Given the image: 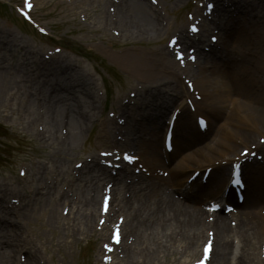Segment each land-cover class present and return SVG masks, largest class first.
Listing matches in <instances>:
<instances>
[{
  "label": "bare ground",
  "instance_id": "bare-ground-1",
  "mask_svg": "<svg viewBox=\"0 0 264 264\" xmlns=\"http://www.w3.org/2000/svg\"><path fill=\"white\" fill-rule=\"evenodd\" d=\"M44 1V0H42ZM245 2V1H243ZM106 0H95L96 5H104ZM236 4V3H235ZM257 2H254L252 5L243 4L242 7H239L238 4L234 6L236 10L239 11V16L236 18L230 19L226 13H222V28H223V37L222 40L228 42L227 48L221 47V50L214 49V53L205 54L200 53V67L196 70H189L191 75L195 78V84L197 87L201 89V92L206 97H209L211 101V111L214 112L217 116L219 115V111H221L223 103L226 100H233L231 95H226V93L230 92V89H224L225 94L221 97L208 96L206 93L208 92L209 85L213 81L216 88L215 92L219 89H222L223 82L226 79V75L224 73L217 74L215 71L207 72L204 68L205 63L212 61L218 62L220 66L226 64V71L235 73V71H240L243 78V86L237 83V88H231V92H237L240 94H244L245 96L251 97L253 94V88L261 85L264 82V60L262 56L264 55V13L256 12L257 14H253L254 8ZM234 5V4H233ZM120 8L118 9L119 19L118 25L122 29L124 35L128 38H135L137 36L145 35L149 36L150 39L159 41L162 36L161 29L158 28L156 23V18L151 15L148 10H151L148 6L139 1L134 0H121ZM96 6L92 7L95 8ZM201 41V40H200ZM204 42V41H201ZM231 42H239L244 46V51H238L236 54H233L231 50L232 45ZM195 45L196 42H192ZM219 44V43H217ZM2 42L0 41V49L3 51L10 52L12 49L17 50V43L15 40H10L6 47H1ZM256 48L257 52L260 53V58L255 61L254 65H252V70L250 71L251 75L257 72L261 75L259 82L256 85L252 86L253 81L250 82L251 77H248L247 74H250L246 68L247 58V48ZM239 50V49H238ZM164 54L167 55L165 50H160ZM225 52L227 54H225ZM219 54V59L215 56ZM214 55V56H212ZM226 55V56H225ZM164 56V55H163ZM130 59L135 60V57L129 56ZM235 57V58H234ZM5 58L0 56V94L6 91H15L17 87V83H24L27 81L30 76V72L27 69L28 64L26 62L19 63L18 65L14 63L13 59L7 60L5 63ZM165 60H168L165 56ZM20 58H18V61ZM138 60V59H137ZM161 60V59H160ZM159 60V69L153 68L149 64L145 63L144 67L146 71H143V75L146 78L148 84L152 85L153 81L156 80H164L168 89L172 91L171 97H164L154 100L153 94H148L142 97L144 103V99L146 103H150L153 106V109H150L149 114L145 116V112L138 111L136 109H131V113L129 114L128 120V133L134 139H137L139 142L140 149L144 156L147 158H152L157 155V148L154 144V136L151 135V132H155L158 129L160 118L157 116V108L161 107L166 110L172 106V102L174 101V97L183 92L182 88L176 83V80L169 81L167 79V71L168 66L164 61ZM16 60V62H18ZM114 61L119 65L118 67L123 69V59L114 58ZM229 62V63H228ZM228 63V64H227ZM10 66V67H9ZM70 67V63L67 61H61L58 65L55 66V71L60 72L64 70H68ZM217 71L220 72L219 67L217 66ZM70 77L60 78L63 80L64 84L62 86L69 89L71 93V97L69 98L73 105H66V100L68 99L61 93V90H56L54 94H50L49 92H43L44 95V115L41 119H36L37 114L35 112L34 117V108L36 107L35 102H29L28 104H23L21 102L22 97L27 94V90L25 87L27 85H18L19 87H24V91L17 95V99L15 101V105L13 109H18L20 112L24 114V126L27 131L31 132V127L36 120H41L44 123L45 132L42 134L34 135L41 141V148H46L48 150V157H54L59 153H63L62 160L68 158L69 153H77V148L79 146H83L85 143V121L88 119L89 109L92 108V104L95 101V97L89 92L88 88L83 84H80L79 89H75V85L72 84L74 81L82 80L81 73L76 72L74 74L68 75ZM227 80L230 83H234L232 76L229 78L227 76ZM129 80V78H125ZM211 79V80H210ZM259 79V78H257ZM258 81V80H257ZM150 87V86H148ZM36 91L42 90V88L36 87ZM83 90V91H82ZM76 94V95H75ZM78 96V98H77ZM238 110L244 111L245 108L240 102H236ZM1 105H0V114H1ZM81 108L84 110L83 113L80 111ZM64 112V116L66 114L71 113L70 119L67 118L68 124V135L62 142H57L56 137V129L58 124H60L63 120V117L59 114V112ZM250 115L255 116V118L264 124V107L257 109H249ZM9 114V113H7ZM76 114V115H75ZM4 116V114H3ZM10 116V115H9ZM156 117V118H155ZM190 115L186 111L185 108H182L180 118L175 122V129L177 131H181L180 134L174 135L172 138L173 141H176L178 146L183 149H188L191 146V141L185 137V132L194 129V125L189 121ZM143 123V125H142ZM112 126V122L106 121L105 127L108 129ZM89 126L87 125V128ZM138 131L142 136L138 137L135 135V131ZM33 136V135H32ZM247 141V139H245ZM81 147H79V150ZM78 150V151H79ZM66 166L62 163H54L50 160V169L54 171L60 178L61 182H66L69 185V188L74 192L79 191L80 195L75 200L68 198L66 194H63L62 203L69 206L71 219L69 221L62 220L56 217V211L53 209V191L54 188L47 187L44 190V194L38 193L39 197L36 198V204L30 206L31 196L35 192H39L37 190L38 184L44 178V165L38 164L35 167L33 173L38 176L34 179L33 187L26 191L22 192L23 203L21 207V211L17 214L19 220H31V218L37 219L43 218L44 227H53V233L58 236L60 240L59 247L62 246H70L75 241H78V237L82 235H86L90 228L92 227V221L88 219L87 212L93 210L95 208V200L93 198L88 197L87 188H97L98 178L96 176L81 174L79 183L74 184L70 182V179L67 174ZM86 169L97 168L95 165H86ZM182 169V164L176 163L173 168L175 173H180ZM116 186L117 189L121 192L122 190L129 189L132 192V198L125 199L124 197H119V204L121 209H124L126 212L124 223L127 225L128 232L130 230H134L135 233V243L131 247L127 248L128 259L125 261L118 260L120 264H156V252H166V243L172 240L173 231L177 230L178 225L175 224V221L178 220L180 223H184V216L179 217L175 211L174 205H171V201L168 196L160 193V183H155L153 181H146L144 185L140 188L137 185L126 186L123 184L120 178H116ZM155 197V202H150V197ZM39 203V206H36ZM52 207H51V206ZM35 208V209H34ZM39 211L43 212V215L39 216ZM244 210L241 211V215L244 214ZM8 213L5 210L0 202V214ZM144 214L146 219V224L141 225V221L139 217L141 214ZM189 221H190V231L192 238L186 243L185 252L188 254V257H193V251L195 247L196 239L193 238L194 234H198V230L201 229L203 223L201 221L200 214L196 209L191 208L188 212ZM2 216V215H0ZM2 219V217H0ZM160 222L157 223V221ZM243 223H246V219L240 218ZM217 235L218 240H216V249L214 258L217 264H229L228 263V255L231 253L230 242L228 243L227 233L228 229L225 228L224 224H217ZM242 234V233H241ZM0 235H3L2 233ZM36 237L37 232H35ZM77 243V242H76ZM142 244V245H140ZM194 245V246H193ZM33 243L30 242H22L20 245L16 244L13 247L6 246L1 251L0 248V264H11L14 251L15 250H25L27 252L28 260L26 264H37L35 261L36 251L33 247ZM30 247V248H28ZM33 248V251L31 249ZM188 249V250H187ZM191 249V250H189ZM4 252V254H3ZM235 258V264H252L253 260L250 259L249 255H245V253L240 251V254Z\"/></svg>",
  "mask_w": 264,
  "mask_h": 264
},
{
  "label": "rangeland",
  "instance_id": "rangeland-1",
  "mask_svg": "<svg viewBox=\"0 0 264 264\" xmlns=\"http://www.w3.org/2000/svg\"><path fill=\"white\" fill-rule=\"evenodd\" d=\"M12 1L14 0H10V2ZM37 1L39 5L38 11L42 12L41 16L43 17V20L46 21V23L53 29V31H55V33H63V34L66 33V37H67L66 43L69 44L72 48H74L77 53H79L78 52L79 47H82L88 51L89 50L95 51L96 49H98V47H102V49H106L110 55L116 54L119 57H124V61H123L124 68L123 69H119L117 66H114V65H110L111 66L110 68L108 66L104 67L103 64H101L94 56H92L88 52H84V53H86V55L88 56L89 61H92V62H89L87 59L83 57H77V56L68 57L70 67L67 70V72L60 71L57 76L55 75L58 81L63 83L64 81L60 80V78H64L65 81H67L66 77H70L68 75L74 74L76 72H80L81 73L80 77L82 78L81 82L74 81L72 82V84L75 85V87H78L80 86V84H83L86 86L85 88L89 89L90 88L88 87L89 79L87 77L89 74H92V76H94V80L98 82V84L99 82L101 83V80H102L103 87L108 88L110 92L108 94V98L110 102L109 106H111V103H113L117 98H119L122 95H125L129 86H131L134 83L138 84L137 80L143 81L144 87L152 86L155 89V92H157L161 88L163 79L162 80L155 79L153 81V84L150 85L146 83L145 79L143 77H140L139 75L143 74V72L141 73V69L143 71H146V68L144 67L145 63L149 64L153 68L157 67V60L154 59V55H155L154 53L155 51H158V49L163 45V42L165 41V36H166L165 31L162 32V36L160 37L159 41L150 39V37L144 34H142V36H137L133 39L131 38L128 39V37L124 36L121 33L119 26H114L110 24L104 27V31L96 32V35L93 36L92 34H95V31L91 29L92 27L91 20L92 18H94V20L96 19L100 21L102 18V12L105 11L106 6L103 9H100L102 6L97 7L94 10V12L93 11L86 12L85 7L83 6L75 8L72 11H67V9L64 6L63 0H44V1L37 0ZM88 2L89 0L82 1V3H88ZM182 5H183V2L173 4L172 8H173V12L175 15L180 13L179 8ZM187 6L189 7L188 4ZM8 9L7 8L3 9L4 12L6 11L5 13H3L4 19L6 18L7 21H12L13 19L14 21L15 16L13 17L11 13H8L10 11V9L9 10ZM259 9L261 11H264V5H261ZM79 13L87 18L86 23H81V21L78 19L77 15ZM38 14L40 15V13ZM175 23L178 24L179 23L178 20ZM109 28L117 29L120 33V38L115 39L113 35H111V33L108 31ZM25 34L23 35L22 34H19V35L11 34L15 37L16 39L15 42H17L18 44L17 45L18 53L15 50L7 52L6 50L2 51L0 49V56H3L5 58L4 59L5 63L7 60H10L12 58L14 63L18 65L19 63H21L18 61V58H20V60L24 59V57L29 54V51L32 48L33 49H36V47L42 48L40 44H43V42H45L44 39L39 38L34 33L26 32ZM104 34H106L107 37H104ZM108 41L110 42V44H113L112 50L108 48V45H109V43H107ZM1 42H2L1 46H3L5 44V41L1 40ZM26 45L29 46L27 50L24 49ZM232 46L235 49H239L240 52L244 51L243 45L239 42H233ZM248 51L251 55L249 58H247L246 56L245 58L248 59L246 62V68L250 73V71L253 69L252 65H253L254 58L258 56V53H257L256 48L254 50L252 48H248ZM129 56L135 57V60L130 59ZM259 58H260V54L258 56V59ZM258 59H256L255 61H257ZM262 59H264V55L262 56ZM16 60L18 62H16ZM92 65L94 66V68H92ZM106 68H108L109 70H112V72L115 74V78H113V76L106 71ZM128 73L133 74V77L129 78V80H126L125 78L127 77ZM255 73L253 75H251V73L247 74L248 77H251L250 82L253 81L252 86H255L256 82L258 83L261 78L259 75ZM134 75L136 78H134ZM232 77H233L234 83L237 82L241 86H243V83H242L243 78H242V74L240 71L238 72L235 71V73L232 74ZM19 88L17 85L15 91H6V92L10 93V92L18 91V94H19L21 92ZM209 88L210 90L214 91L213 89L214 86L212 84L209 86ZM258 91L259 89L256 88L255 93L254 94L252 93L253 95L251 97H247L243 94L241 98L250 99V100L256 99V94ZM6 97H7V94H5V92L0 94V105L2 107L1 114H0V129L1 131L4 132V136L0 137V181L2 179L7 180L9 183V186L11 187V182L15 179V176H14V173H15L14 165L15 164H18L19 161H24L28 164L31 161H34V162L43 161V163H46L47 161L46 157H48V154H47L48 151L46 149H43L42 151L41 146H40L42 144L40 143L39 139H37L36 136L34 135L36 131L35 128H37L39 131L40 127H35L33 123L31 127L32 134L30 135V131L29 132L27 131L24 124L19 125L15 123V121L20 123L19 116L21 115L19 114L17 109L13 111L8 110L9 107L6 106L5 104ZM35 97L36 96H34V100H35ZM257 97L262 103H264V89L262 93L258 92ZM15 99H16V96H15ZM227 102L228 100H226L223 103L221 113L217 116L216 120H219L223 113L225 115L228 114ZM234 107H233V111H234ZM5 110L11 113V115L13 116V119H10L8 117L5 118L3 116V114L5 115V113H7ZM35 112L36 114L41 116L42 109L37 108V107L34 108V117H35ZM60 113L61 111L59 112V114ZM244 116L246 117L245 118L241 117L239 121L237 120L238 122L236 124V128L232 129L231 132L228 133V136L230 137L229 141H231V143L236 140L241 141L242 139H244V135L242 134L248 135V139L250 141L248 143H251L257 140L259 135H264V124H262L258 120H255L257 124H254L250 121V119L248 118V115H244ZM21 123H22V120H21ZM87 125H89V127L85 129L86 130L85 131V138H86L85 143L83 144V146H79L81 147L83 151L80 154L69 153L68 154L69 160H68L67 165H71L74 161L83 159L85 155H88L94 149L92 142L96 134L99 133L98 125L97 124H92V125L87 124ZM90 129L92 131L91 136L88 135ZM223 137H225L224 134L220 135V138H223ZM214 141H215V137H212V139H210V142H214ZM79 147L76 149L77 152L79 150ZM88 148L90 149L89 152L87 151ZM43 152H46V155L44 157L41 155L43 154ZM233 154L234 153H231V155ZM36 203H37L36 200H32L30 201L29 205L32 206ZM36 206H39V203ZM96 212H97V206L95 208V213ZM40 215H43V212L39 211V216ZM2 216L4 220H0V234L2 233L4 238L8 240L6 241L8 244L10 242L13 243L14 242V232L13 231L16 230V224H13L10 222L9 218H11V215L2 214ZM60 216L61 214L56 210V217L59 218ZM67 217L70 218L71 215L68 214ZM44 222L45 221L43 220V218H39V217L37 219L31 218V220H28V221L25 220L24 223H22V228H18V230L21 232L23 231V236L24 237L27 236L31 240H32V237L30 238V236L24 232H27V231L30 232L32 230L34 232H37V235L39 237H36L34 233L36 240H37L35 241L36 246L34 248L37 249V251L38 250L40 251L42 249V253L40 255L43 257V259L48 264H94V256H93L94 249L92 250L90 254L91 257L89 258L88 256V250L89 248L92 247V246L90 247V245L88 244V235L87 237L82 236L79 241H75V243H73L70 246L66 245V246L59 247L56 244L57 242H59L58 244H60V241H58V238H57L58 236L55 233H53L52 231L53 227H44L45 226ZM175 232L176 231H173L172 236H173V239H175L178 242L180 241L182 236H181V233H178L175 235ZM202 238L203 237L200 236V239ZM176 241L166 243L167 248L171 252H173L175 255H176L175 249L173 248L170 249V246L178 247V243ZM197 248H198V245L197 247H195L196 251H197ZM45 249H49V250L45 251ZM253 250H256V248H254ZM253 254L254 256H257V253H255V251L253 252ZM159 257L161 260L162 256L159 255ZM174 262L176 263V261ZM20 263H21V259L19 261L16 256L15 262L12 261L11 264H20ZM169 264H172V263H169Z\"/></svg>",
  "mask_w": 264,
  "mask_h": 264
},
{
  "label": "snow or ice",
  "instance_id": "snow-or-ice-1",
  "mask_svg": "<svg viewBox=\"0 0 264 264\" xmlns=\"http://www.w3.org/2000/svg\"><path fill=\"white\" fill-rule=\"evenodd\" d=\"M129 159H131V158H129ZM205 251H207V249H205Z\"/></svg>",
  "mask_w": 264,
  "mask_h": 264
}]
</instances>
